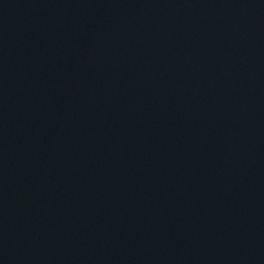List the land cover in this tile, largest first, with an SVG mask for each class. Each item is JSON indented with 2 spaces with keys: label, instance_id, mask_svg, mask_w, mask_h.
Listing matches in <instances>:
<instances>
[{
  "label": "water",
  "instance_id": "1",
  "mask_svg": "<svg viewBox=\"0 0 264 264\" xmlns=\"http://www.w3.org/2000/svg\"><path fill=\"white\" fill-rule=\"evenodd\" d=\"M0 264H264V0H0Z\"/></svg>",
  "mask_w": 264,
  "mask_h": 264
}]
</instances>
